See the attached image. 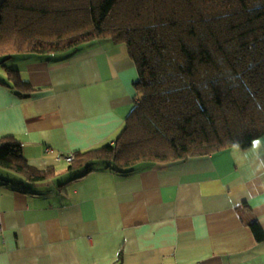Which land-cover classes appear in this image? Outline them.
<instances>
[{
    "label": "crops",
    "instance_id": "1",
    "mask_svg": "<svg viewBox=\"0 0 264 264\" xmlns=\"http://www.w3.org/2000/svg\"><path fill=\"white\" fill-rule=\"evenodd\" d=\"M8 68L36 90L15 87ZM138 80L127 46L107 40L0 60V138L47 173L0 166V264H264L252 229L264 232V136L127 171L66 158L115 143Z\"/></svg>",
    "mask_w": 264,
    "mask_h": 264
},
{
    "label": "trees",
    "instance_id": "2",
    "mask_svg": "<svg viewBox=\"0 0 264 264\" xmlns=\"http://www.w3.org/2000/svg\"><path fill=\"white\" fill-rule=\"evenodd\" d=\"M126 45L137 100L114 144L77 152L116 171L243 149L264 136V0H3L0 60L67 54L92 41ZM18 89H33L8 68ZM22 93V92H21ZM25 96V95H24ZM27 97V96H26ZM0 166L32 180L14 136L0 138ZM257 238L264 232L252 223Z\"/></svg>",
    "mask_w": 264,
    "mask_h": 264
},
{
    "label": "built area",
    "instance_id": "3",
    "mask_svg": "<svg viewBox=\"0 0 264 264\" xmlns=\"http://www.w3.org/2000/svg\"><path fill=\"white\" fill-rule=\"evenodd\" d=\"M66 158L72 162L75 158V155L73 153L69 154L66 156ZM2 216H1V213H0V236L3 235V224H2Z\"/></svg>",
    "mask_w": 264,
    "mask_h": 264
}]
</instances>
